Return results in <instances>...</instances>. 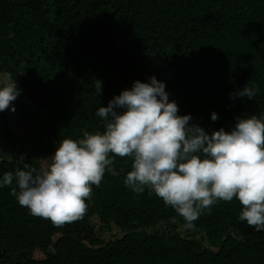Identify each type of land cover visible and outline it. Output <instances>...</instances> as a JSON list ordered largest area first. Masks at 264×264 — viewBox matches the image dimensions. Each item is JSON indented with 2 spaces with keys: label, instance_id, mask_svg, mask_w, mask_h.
<instances>
[{
  "label": "trees",
  "instance_id": "obj_1",
  "mask_svg": "<svg viewBox=\"0 0 264 264\" xmlns=\"http://www.w3.org/2000/svg\"><path fill=\"white\" fill-rule=\"evenodd\" d=\"M3 73L20 94L0 112V175L39 171L61 139L103 131L96 109L152 75L189 123L228 131L264 116V0H0ZM247 83L254 97H230ZM130 166L114 156L118 174L105 171L83 216L59 225L21 206L14 184L0 188V264H264V231L238 219L235 197L184 228L147 188L125 186Z\"/></svg>",
  "mask_w": 264,
  "mask_h": 264
},
{
  "label": "clouds",
  "instance_id": "obj_2",
  "mask_svg": "<svg viewBox=\"0 0 264 264\" xmlns=\"http://www.w3.org/2000/svg\"><path fill=\"white\" fill-rule=\"evenodd\" d=\"M96 88L100 94V81ZM256 91L247 83L229 95L252 98ZM19 94L15 79L0 74V112L15 111L12 102ZM95 115L103 131L61 139L50 163L39 171H6L0 188L14 184L11 195L33 215L58 225L71 222L83 216L92 186L100 185L105 171L118 174L114 156H127L131 166L125 186L136 193L147 188L183 217L184 228H192L213 204L235 197L243 206L238 219L264 231V116H240L230 130L209 134L189 123L191 114L178 113L165 82L155 75L133 81ZM217 118L213 111L211 119Z\"/></svg>",
  "mask_w": 264,
  "mask_h": 264
},
{
  "label": "rangeland",
  "instance_id": "obj_3",
  "mask_svg": "<svg viewBox=\"0 0 264 264\" xmlns=\"http://www.w3.org/2000/svg\"><path fill=\"white\" fill-rule=\"evenodd\" d=\"M15 129L19 132L18 134H20V133L24 132V131L27 129V125L24 124V123H21V124H18V125L15 127ZM28 130L31 131V128L29 127ZM3 150H4V144H3V142H2V138H1V136H0V157H4V156L6 157V156H8V154H3V153H2ZM46 159H47V158L42 159V161H41V167L46 166L48 163H50V162H49L50 159H47V160H46Z\"/></svg>",
  "mask_w": 264,
  "mask_h": 264
}]
</instances>
